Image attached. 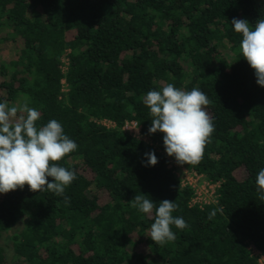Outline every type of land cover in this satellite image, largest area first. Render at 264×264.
Listing matches in <instances>:
<instances>
[{"label":"trees","instance_id":"trees-1","mask_svg":"<svg viewBox=\"0 0 264 264\" xmlns=\"http://www.w3.org/2000/svg\"><path fill=\"white\" fill-rule=\"evenodd\" d=\"M233 18L254 24L264 0H0V43L14 46L0 60V102L27 97L37 127L55 119L78 145L56 162L76 173L64 196L27 185L1 193L0 264H259L249 246L264 257L255 184L264 168V87L239 54ZM167 83L199 88L211 101L215 131L203 157L179 166L219 182L215 204L189 205L193 191L168 167L163 133H148L144 96ZM125 121L150 144L123 132ZM148 152L155 166H143ZM138 194L178 205L172 215L188 227H172L174 242L148 237L154 220L129 203Z\"/></svg>","mask_w":264,"mask_h":264},{"label":"clouds","instance_id":"clouds-1","mask_svg":"<svg viewBox=\"0 0 264 264\" xmlns=\"http://www.w3.org/2000/svg\"><path fill=\"white\" fill-rule=\"evenodd\" d=\"M231 25L242 37L239 54L254 70L256 83L264 87V18L254 24L233 18ZM143 103L151 116L148 133H163L166 155L174 157L178 165L198 164L215 131L213 117L207 111L211 104L207 94L199 88L185 91L167 83L159 91H148ZM39 119V111L29 107L27 97L19 105L0 102V193L7 194L27 185L32 192L50 191L64 196L66 187L76 179L75 171L56 162L76 151L78 145L64 133L60 122L52 119L37 127ZM145 157V167L158 163L154 152L145 153ZM255 184L258 199L264 202V168L259 170ZM129 203L154 220L148 237L155 245L164 246L176 240L173 226L180 230L188 227L182 217L172 215L178 207L174 201L165 199L156 206L148 195L138 194ZM215 214L213 210L208 218L212 219Z\"/></svg>","mask_w":264,"mask_h":264},{"label":"built area","instance_id":"built-area-1","mask_svg":"<svg viewBox=\"0 0 264 264\" xmlns=\"http://www.w3.org/2000/svg\"><path fill=\"white\" fill-rule=\"evenodd\" d=\"M66 57V56H65ZM62 62V60H61ZM65 67L61 71L65 72L67 66V58L64 59ZM63 63V62H62ZM64 85L62 81V86ZM63 91V90H62ZM106 128H114V124L108 120H102L99 122ZM138 124L135 121H125L121 130L127 135L150 144L149 141L140 134V126L138 131L135 129ZM168 167L172 169L173 173L180 179L182 186L190 187L193 191V197L190 200V206H198L199 208L204 205H210L216 203V190L219 187V182H213L206 179L203 175L193 171H188L185 168L179 166L174 158L168 157ZM2 194L0 193V199Z\"/></svg>","mask_w":264,"mask_h":264},{"label":"rangeland","instance_id":"rangeland-1","mask_svg":"<svg viewBox=\"0 0 264 264\" xmlns=\"http://www.w3.org/2000/svg\"><path fill=\"white\" fill-rule=\"evenodd\" d=\"M13 47H14L13 42L0 43V60L3 57H10V56L13 57L14 56V48ZM65 58H66L65 56L62 58V62H63L62 63V69L65 67V62H64ZM2 79H3V76L0 75V82ZM62 90H63V92H65V85L62 86ZM234 175L238 180H241L242 178L245 177V171L243 170V168H240L235 172ZM103 200H106L105 195L101 196L100 202ZM249 250H250L252 255L256 256L259 264H264V257L262 255H260V253L258 251H256L251 245L249 246ZM6 253H7V257L11 256V251H10L9 247L6 248Z\"/></svg>","mask_w":264,"mask_h":264}]
</instances>
